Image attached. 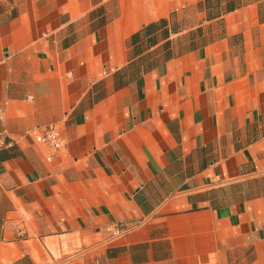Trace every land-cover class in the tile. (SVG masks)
I'll return each instance as SVG.
<instances>
[{"label":"crops","instance_id":"1","mask_svg":"<svg viewBox=\"0 0 264 264\" xmlns=\"http://www.w3.org/2000/svg\"><path fill=\"white\" fill-rule=\"evenodd\" d=\"M0 264H264V0H0Z\"/></svg>","mask_w":264,"mask_h":264},{"label":"built area","instance_id":"2","mask_svg":"<svg viewBox=\"0 0 264 264\" xmlns=\"http://www.w3.org/2000/svg\"><path fill=\"white\" fill-rule=\"evenodd\" d=\"M33 139L36 142L43 143L49 149V154L56 152L61 149L65 144L64 137L60 134L59 130L52 124L43 127L41 130L33 134ZM135 223H113L107 228L106 236L103 242L113 243L115 240L124 236Z\"/></svg>","mask_w":264,"mask_h":264}]
</instances>
